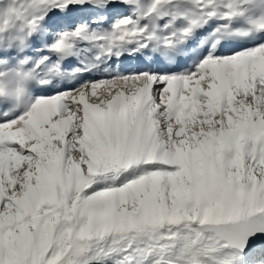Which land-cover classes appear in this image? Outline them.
I'll use <instances>...</instances> for the list:
<instances>
[{
    "label": "snow or ice",
    "instance_id": "6c2138e0",
    "mask_svg": "<svg viewBox=\"0 0 264 264\" xmlns=\"http://www.w3.org/2000/svg\"><path fill=\"white\" fill-rule=\"evenodd\" d=\"M0 264H264V0H0Z\"/></svg>",
    "mask_w": 264,
    "mask_h": 264
}]
</instances>
